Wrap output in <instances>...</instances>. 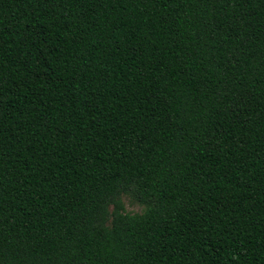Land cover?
Returning <instances> with one entry per match:
<instances>
[{
    "label": "trees",
    "instance_id": "16d2710c",
    "mask_svg": "<svg viewBox=\"0 0 264 264\" xmlns=\"http://www.w3.org/2000/svg\"><path fill=\"white\" fill-rule=\"evenodd\" d=\"M0 264H264V0H0Z\"/></svg>",
    "mask_w": 264,
    "mask_h": 264
},
{
    "label": "rangeland",
    "instance_id": "374dc122",
    "mask_svg": "<svg viewBox=\"0 0 264 264\" xmlns=\"http://www.w3.org/2000/svg\"><path fill=\"white\" fill-rule=\"evenodd\" d=\"M122 200L124 204L125 213L137 214V213L142 212L143 208L139 204H137L135 201H133L130 197L124 196Z\"/></svg>",
    "mask_w": 264,
    "mask_h": 264
}]
</instances>
